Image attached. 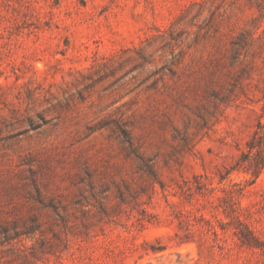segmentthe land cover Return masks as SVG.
I'll use <instances>...</instances> for the list:
<instances>
[{"label": "rangeland", "instance_id": "obj_1", "mask_svg": "<svg viewBox=\"0 0 264 264\" xmlns=\"http://www.w3.org/2000/svg\"><path fill=\"white\" fill-rule=\"evenodd\" d=\"M0 264H264V0H0Z\"/></svg>", "mask_w": 264, "mask_h": 264}, {"label": "trees", "instance_id": "obj_2", "mask_svg": "<svg viewBox=\"0 0 264 264\" xmlns=\"http://www.w3.org/2000/svg\"><path fill=\"white\" fill-rule=\"evenodd\" d=\"M251 143H252L251 141L247 143L250 148H252L254 146L253 144L251 145ZM256 145L258 147V153H260L261 155H263L262 154V151H263L262 143L259 142V143H256Z\"/></svg>", "mask_w": 264, "mask_h": 264}]
</instances>
